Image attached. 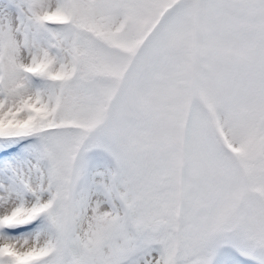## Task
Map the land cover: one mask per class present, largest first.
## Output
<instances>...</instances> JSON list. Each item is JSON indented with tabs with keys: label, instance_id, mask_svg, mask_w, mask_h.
I'll return each mask as SVG.
<instances>
[{
	"label": "snow or ice",
	"instance_id": "6c2138e0",
	"mask_svg": "<svg viewBox=\"0 0 264 264\" xmlns=\"http://www.w3.org/2000/svg\"><path fill=\"white\" fill-rule=\"evenodd\" d=\"M0 264H264V0H0Z\"/></svg>",
	"mask_w": 264,
	"mask_h": 264
}]
</instances>
